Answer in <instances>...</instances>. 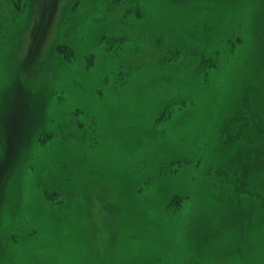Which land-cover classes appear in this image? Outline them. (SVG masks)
Wrapping results in <instances>:
<instances>
[{"label": "rangeland", "instance_id": "374dc122", "mask_svg": "<svg viewBox=\"0 0 264 264\" xmlns=\"http://www.w3.org/2000/svg\"><path fill=\"white\" fill-rule=\"evenodd\" d=\"M0 264H264V0H0Z\"/></svg>", "mask_w": 264, "mask_h": 264}]
</instances>
